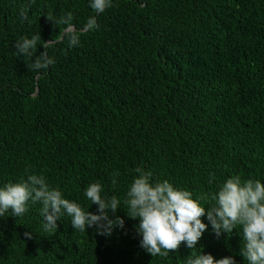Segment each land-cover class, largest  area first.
<instances>
[{"label":"trees","instance_id":"1","mask_svg":"<svg viewBox=\"0 0 264 264\" xmlns=\"http://www.w3.org/2000/svg\"><path fill=\"white\" fill-rule=\"evenodd\" d=\"M68 12L76 29L96 15L89 0H0V187L43 174L98 214L85 188L100 181L123 201L138 166L194 198L234 174L264 182V0H113L71 48L53 22ZM36 33L54 40L48 69L17 55ZM41 207L0 217V264H186L202 251L246 264L239 229L217 237L207 216L196 249L153 257L123 204L108 236L66 214L45 232Z\"/></svg>","mask_w":264,"mask_h":264},{"label":"clouds","instance_id":"2","mask_svg":"<svg viewBox=\"0 0 264 264\" xmlns=\"http://www.w3.org/2000/svg\"><path fill=\"white\" fill-rule=\"evenodd\" d=\"M89 6L96 15L90 16L80 29L72 23L73 15L68 12L54 24L65 26V38L68 47L80 44L81 36L98 27L97 16L113 6V0H89ZM27 9H21L24 15ZM54 40L43 41L40 33L21 37L15 44L17 55L32 59L28 69H48L55 63L49 56L48 48ZM38 46L44 52L36 55ZM134 176L125 198L108 196L100 181L92 182L85 188V197L91 205H97V213L89 211L81 203L65 198L59 186L51 187L43 174H28L18 182H9L0 187V217L11 212L14 217H21L29 211V206L40 203V215L43 217V230L55 233L57 221L65 214L70 217L76 231H87L97 227L100 235H111L117 227L123 228L122 217L110 218L123 204L128 217L139 219L136 230L142 236L140 246L153 257H167L170 252L178 251L183 244L196 249L203 234L208 229L203 217L208 221L217 237L227 233L229 237L239 229L242 237L240 255L246 264H264V182L259 179H243L234 174L220 183L218 190L211 194L196 195L182 187L175 186L167 179H154L151 170L143 166L134 169ZM119 170L111 174L112 184L117 183ZM214 175L210 174L209 184ZM31 236L30 233H26ZM186 264H237L234 256L216 259L211 253L192 252Z\"/></svg>","mask_w":264,"mask_h":264}]
</instances>
